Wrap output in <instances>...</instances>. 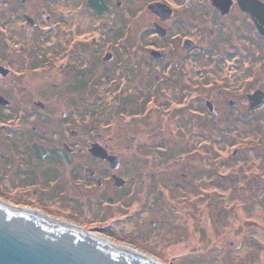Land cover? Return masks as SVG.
<instances>
[{
    "label": "flooded vegetation",
    "instance_id": "af4514ba",
    "mask_svg": "<svg viewBox=\"0 0 264 264\" xmlns=\"http://www.w3.org/2000/svg\"><path fill=\"white\" fill-rule=\"evenodd\" d=\"M102 1L96 27L108 26L102 19L109 17L117 24L108 34L114 40L103 30L83 31L89 0H0V201L100 237L135 219L155 197L164 202L161 213L169 210L174 191L181 214L225 189L227 179L236 184V200L248 197V187L263 189L264 0ZM58 3L77 9L55 10ZM73 11L74 36L56 38L57 26ZM41 80L51 92L38 89ZM90 87L100 90L93 101L85 91ZM103 98L118 103L129 122L165 109L161 118L183 115L179 125L196 118L208 132L200 148L211 152L201 157L193 149L176 162L167 136L148 135L143 158L124 159L109 134L119 115L107 122L108 114L91 106ZM251 130L263 132L252 138ZM224 134L229 143L220 148ZM255 158L257 173H242L243 160ZM204 161L210 188L190 195L194 163ZM210 216L202 220L212 223Z\"/></svg>",
    "mask_w": 264,
    "mask_h": 264
},
{
    "label": "rangeland",
    "instance_id": "374dc122",
    "mask_svg": "<svg viewBox=\"0 0 264 264\" xmlns=\"http://www.w3.org/2000/svg\"><path fill=\"white\" fill-rule=\"evenodd\" d=\"M71 6L72 5L58 3L55 10L63 9L68 11L77 9ZM75 14L76 12L73 11V15H71L72 17L69 15V18L66 17L60 22V25L57 26V29L55 30L56 38L63 37L69 39V35L71 38L74 36L69 31V26L71 23L77 21ZM84 17L87 20L83 21L86 23L83 31L88 29L91 34L93 31L103 30L108 37L109 33L113 34L115 32L114 26L116 29L117 24L112 25V20L109 19V17L102 19L104 20V23H108V26H102V28L98 29L96 27V22L100 21V15L98 14L97 16L96 11L91 8L87 10ZM109 38L114 40V37L110 36ZM58 48H60V46H58ZM100 51L102 52L103 50ZM100 63L102 64L101 60ZM91 74H97L96 76H99L101 71H97V73L91 72ZM62 79L64 81V74L62 75ZM57 80H59V77H57ZM37 85L41 92L44 90L51 92L52 90L50 87H43L44 84L42 80L39 81ZM100 86L102 88L106 87L104 75L100 77ZM56 88L59 91V84L53 89ZM85 91L90 95L88 99L93 101L96 99V94H98L100 90L90 87ZM85 91H83V94H85ZM48 94L49 93H47V95ZM105 99L103 98V102L95 103L91 106L95 107L98 111H100L101 107L102 111H104L103 113L108 114V117L106 118L107 122L108 120H115L113 117L119 115L115 120L118 123V126L115 129L116 131H110L109 134L112 136L114 134L113 141L115 143L113 141L112 143L115 146V151L122 158L128 160L142 159L144 153L141 149L143 147L145 149L147 146L146 140L148 139V135H152V140L167 136L172 143L171 149H176V151L171 150L173 155L172 158L176 162L182 160L185 152L193 149L198 150V155L201 157L211 152L209 147L200 148V143L203 142L204 139H208V132L204 130V127L197 125V119H191L189 113H184V115L190 119L185 120L183 125H179V123L183 121L181 119L183 115H178L172 118L165 115L161 118V114L164 113L166 109L164 111L160 110L150 114L146 120L129 122V118L122 114L123 110L118 109V103L110 104V102H106ZM57 108L59 109L60 105H58ZM163 122H167L166 128L162 126ZM205 122L211 124V121L205 120ZM174 123H176L177 126L171 127ZM181 126L182 128H180ZM262 132L263 131L260 130L259 133ZM258 134H255L254 131H252L247 136L257 138L259 137ZM188 135L191 136L188 137ZM219 136L220 140L227 141L226 134ZM149 141L150 140H148V142ZM225 142L220 144V148H223L229 143ZM176 143L181 144L182 147L176 146ZM133 144H139L140 146L136 148ZM127 145L132 149L126 150L125 146ZM174 145L176 148H174ZM249 154L250 156L255 157L253 151L249 152ZM132 155H134V157L130 158ZM257 159L255 158V161L249 160L248 163L246 160H243L242 173L249 175L251 173H257L258 163L260 162V160ZM231 166L234 167V164H231L228 167ZM193 167L197 168L199 173H195V178L193 177L194 186L190 189L193 191L190 195L198 193L203 194L205 191L204 189L210 188V185L208 186V183H205L206 177L211 171L208 168L209 164L207 165V162L205 161L201 163L196 162ZM225 170L226 169H223L222 171ZM214 172L217 173V175L220 173L218 172V169L216 171L214 170ZM189 175L191 176V174ZM226 181L228 182H226L228 186H226L225 189L220 190L217 188L218 193L216 192L214 197L209 198L207 202L201 201L199 205L196 203V206H194L195 209L192 213L184 210L179 214L180 210L178 208L182 205H179L178 198L175 196L176 192L174 191L171 192V206L168 208L169 210H164V212L161 213L158 208L161 204H164V202L162 199L160 200L155 197V201L152 200V202L148 204L143 212L135 219H131L123 224L119 222L117 224L118 226H115V229L110 233H100L99 238L105 240L110 239V242L117 245H125L138 249L139 252L155 258L164 264H264V187L259 190H254V188L248 187V197L246 198L245 196L242 197L241 200H236L238 198L236 194L234 195L236 184L229 185V179ZM153 195L154 193L151 195L150 199L154 198ZM190 199L191 197H189L186 203H190V201H192ZM176 207L177 209L175 211ZM113 210L114 209H111L110 211ZM193 213L195 215H192ZM206 213H210L212 223H210V220L207 218L206 222L202 220V218H205ZM105 216L104 209L100 207V220H104ZM215 217L218 220H215ZM163 219L165 220L164 225L151 226L149 223L151 220L162 223L161 221ZM176 224L183 231V240H180L177 236V231H174ZM198 236H202L200 240H198ZM224 240H228L227 243L223 242ZM229 242H234L236 246L229 244Z\"/></svg>",
    "mask_w": 264,
    "mask_h": 264
},
{
    "label": "water",
    "instance_id": "95a60500",
    "mask_svg": "<svg viewBox=\"0 0 264 264\" xmlns=\"http://www.w3.org/2000/svg\"><path fill=\"white\" fill-rule=\"evenodd\" d=\"M99 15L102 0H89ZM0 264H164L130 246L0 201Z\"/></svg>",
    "mask_w": 264,
    "mask_h": 264
},
{
    "label": "bare ground",
    "instance_id": "6f19581e",
    "mask_svg": "<svg viewBox=\"0 0 264 264\" xmlns=\"http://www.w3.org/2000/svg\"><path fill=\"white\" fill-rule=\"evenodd\" d=\"M93 235V234H92ZM95 236H97V237H99L98 235H96V234H94ZM106 240H108V241H111L110 239H106Z\"/></svg>",
    "mask_w": 264,
    "mask_h": 264
}]
</instances>
